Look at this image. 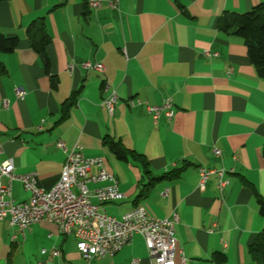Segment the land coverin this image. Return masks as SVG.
Returning a JSON list of instances; mask_svg holds the SVG:
<instances>
[{
  "label": "crops",
  "instance_id": "1",
  "mask_svg": "<svg viewBox=\"0 0 264 264\" xmlns=\"http://www.w3.org/2000/svg\"><path fill=\"white\" fill-rule=\"evenodd\" d=\"M85 1H0V33L19 38L13 52L0 54V160L11 158L14 174L35 172L36 186L47 190L66 158L56 141L78 146L85 158L102 159L123 193L113 202L92 198L99 210L118 218L142 204L157 218L177 214L174 264H254L248 246L263 219L250 184L264 197V79L242 38L220 31L218 19L264 0H120L119 10ZM40 18L49 37L47 67L26 34ZM86 60L102 63L104 72L83 69ZM112 91L110 114L100 103ZM166 97L174 115L155 123L143 104H128L138 98L160 105ZM108 138L142 154L154 179H142L135 161L116 158ZM199 167L233 171L220 193L215 175L198 186ZM9 185L7 200H28L20 181ZM13 231L7 218L0 220V264H152L139 234L113 256L85 261L75 239L51 222L28 225L16 241ZM218 253L222 262L214 260Z\"/></svg>",
  "mask_w": 264,
  "mask_h": 264
},
{
  "label": "built area",
  "instance_id": "2",
  "mask_svg": "<svg viewBox=\"0 0 264 264\" xmlns=\"http://www.w3.org/2000/svg\"><path fill=\"white\" fill-rule=\"evenodd\" d=\"M104 1L111 8L119 10L120 0H86L89 8H97ZM203 53L206 56L218 55L208 50H204ZM80 66L85 70L104 72V66L100 62L86 60L81 62ZM71 67L70 65L68 68ZM230 72L231 69L228 70V73ZM15 91L18 98L24 94L21 90ZM116 99V94L112 91L100 104L111 114ZM128 104L129 106L143 104L154 123L161 116L171 119L174 115L171 97H166L160 105H149L138 98L128 100ZM3 105H7L6 100H3ZM56 146L66 151V158L58 180L47 190L36 186L35 172L14 174L12 159L0 160V220L7 218L8 224L15 229L10 235L11 241H16L18 235L23 236L28 225L47 221L56 225L60 233L71 235L75 239L76 248L85 261L113 256L130 243L134 234H139L143 238L152 264H174L177 214L157 218L142 204L136 209L124 212L118 218L99 210L98 205L92 202V198L99 203H106L123 197L114 176L103 167L101 158H85L78 146L66 149L61 140L56 141ZM212 153L215 156L220 154L216 148H212ZM92 167H96L95 172H91ZM232 171V168L199 167L198 186H203L211 175H215L216 187L221 193L227 183L224 175ZM3 177L7 178V184L2 183ZM13 180L20 181L24 190L29 193L27 201L15 202L5 198L10 192L9 184ZM100 182L109 184L96 186ZM90 184L95 187L90 189ZM47 251L42 248L40 252L45 254ZM49 253L58 256L59 250L51 249ZM131 262L135 263V260Z\"/></svg>",
  "mask_w": 264,
  "mask_h": 264
},
{
  "label": "trees",
  "instance_id": "3",
  "mask_svg": "<svg viewBox=\"0 0 264 264\" xmlns=\"http://www.w3.org/2000/svg\"><path fill=\"white\" fill-rule=\"evenodd\" d=\"M3 1V0H0ZM87 6V2L85 1ZM39 22L32 21L27 29L26 34L30 46L42 55L44 65L48 66V59L43 55L45 46L49 42V37L45 31L42 18ZM218 29L225 33H234L240 36L246 47V56L253 66L256 74L264 79V1L254 5L250 10L245 12H224L219 16ZM19 38L16 35H5L0 33V54L13 52L18 46ZM55 80H53V83ZM76 97V92L71 95L72 101ZM69 105L64 103L62 106V115L67 114ZM107 146L116 158L123 160L135 161L142 172V179L148 178L153 180L148 166V162L142 154L133 150L126 149L119 140L108 138L104 140ZM261 153L264 157V143L261 147ZM181 168L177 170L179 173ZM175 175V174H174ZM253 195L256 199L258 212L263 219V226L254 240L248 246V252L254 264H264V197L252 187ZM214 260L222 262L223 254H215Z\"/></svg>",
  "mask_w": 264,
  "mask_h": 264
},
{
  "label": "bare ground",
  "instance_id": "4",
  "mask_svg": "<svg viewBox=\"0 0 264 264\" xmlns=\"http://www.w3.org/2000/svg\"><path fill=\"white\" fill-rule=\"evenodd\" d=\"M139 206V204L138 205H136V206H134L132 209H136V207H138Z\"/></svg>",
  "mask_w": 264,
  "mask_h": 264
}]
</instances>
